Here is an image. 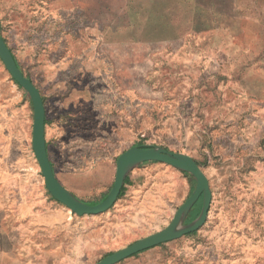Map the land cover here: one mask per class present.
Segmentation results:
<instances>
[{
    "label": "crops",
    "instance_id": "obj_1",
    "mask_svg": "<svg viewBox=\"0 0 264 264\" xmlns=\"http://www.w3.org/2000/svg\"><path fill=\"white\" fill-rule=\"evenodd\" d=\"M64 1L50 0L44 17V0H0V34L16 64L19 57L4 31L33 60L28 78L43 99L44 139L55 177L91 204L107 195L119 148L128 140V124L123 125L129 112L128 65L124 73L113 74V45L107 40L128 24L115 21L120 12L106 0H86L88 6L72 0L68 8ZM193 2L184 0L189 13ZM187 27L156 40L179 44L192 32L191 23ZM1 85L0 264H94L151 227L153 220L173 214L189 195L191 184L183 171L147 161L126 174L121 196L106 211L71 212L48 194L33 168L30 99ZM11 85L18 89L13 80Z\"/></svg>",
    "mask_w": 264,
    "mask_h": 264
},
{
    "label": "rangeland",
    "instance_id": "obj_2",
    "mask_svg": "<svg viewBox=\"0 0 264 264\" xmlns=\"http://www.w3.org/2000/svg\"><path fill=\"white\" fill-rule=\"evenodd\" d=\"M49 1L44 0V17ZM106 1L120 12L115 21L128 24L107 36L113 45V74L124 73L125 64L129 74V112L127 119L123 116L128 140L119 154L137 144L185 153L199 163L211 190L206 221L195 233L115 264H256L264 260V0H194L191 13L184 0ZM62 4L68 8L72 0ZM190 23L192 32L181 43L156 40ZM3 34L19 57L17 67L28 78L34 72L33 60L12 45L9 31ZM12 80L0 58L2 88H10L15 95L25 93L17 84L15 89ZM27 150L30 153V143ZM189 176L193 190L195 180ZM173 214L153 220L151 227L121 247L162 229ZM192 219L189 212L184 223Z\"/></svg>",
    "mask_w": 264,
    "mask_h": 264
},
{
    "label": "water",
    "instance_id": "obj_3",
    "mask_svg": "<svg viewBox=\"0 0 264 264\" xmlns=\"http://www.w3.org/2000/svg\"><path fill=\"white\" fill-rule=\"evenodd\" d=\"M0 58L14 82L22 87L31 99L33 113L31 148L43 175L44 186L51 197L64 204L71 212L82 215L106 211L117 199L128 171L142 162H163L191 174L195 180L192 192L176 209L166 226L109 253L94 264H115L137 252L195 231L204 224L211 202V190L208 178L200 165L191 156L185 153L169 151L159 145L150 147L131 146L121 152L115 160V174L112 186L101 201L95 204H87L76 198L57 180L48 159L44 139V107L42 96L38 88L16 66L13 54L1 35ZM200 196H202V205L199 214L193 220L184 223L188 212Z\"/></svg>",
    "mask_w": 264,
    "mask_h": 264
},
{
    "label": "trees",
    "instance_id": "obj_4",
    "mask_svg": "<svg viewBox=\"0 0 264 264\" xmlns=\"http://www.w3.org/2000/svg\"><path fill=\"white\" fill-rule=\"evenodd\" d=\"M4 40V39H3ZM16 66H17V64H16ZM16 83V82H15ZM17 84V83H16ZM18 85V84H17ZM138 146H141V147H149V145H144V144H137ZM197 162V161H196ZM198 163V162H197ZM199 164V163H198ZM185 175H187V176H189V174L187 173V172H183ZM189 177H191V176H189ZM124 184H125V178H124V182H123V185H122V187H121V189H120V191H119V194H118V196H117V198L118 197H120L121 196V194H122V192H123V189H124ZM191 191H192V188H191V190H190V193H191ZM189 193V194H190ZM97 202H99V201H97ZM97 202H93V203H91V204H95V203H97ZM200 208H201V196L198 198V200L195 202V204L193 205V207L191 208V211H190V214L192 215V218H195L197 215H198V213H199V211H200ZM193 233V232H192ZM190 234V233H189ZM159 245H163L162 243L161 244H159ZM143 251H145V250H143ZM143 251H140V252H143ZM140 252H137V253H135V254H133V255H136V254H138V253H140Z\"/></svg>",
    "mask_w": 264,
    "mask_h": 264
}]
</instances>
